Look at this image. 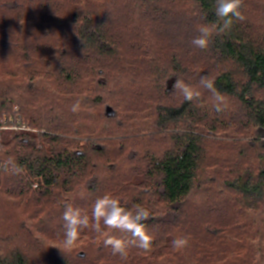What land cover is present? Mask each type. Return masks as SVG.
Returning <instances> with one entry per match:
<instances>
[{
	"label": "trees",
	"instance_id": "trees-1",
	"mask_svg": "<svg viewBox=\"0 0 264 264\" xmlns=\"http://www.w3.org/2000/svg\"><path fill=\"white\" fill-rule=\"evenodd\" d=\"M124 1L81 0L73 5L69 19L44 20L43 25L34 21L33 40L49 42L45 57H31L22 65L16 63L0 78V125L11 128L20 120V124L30 128L10 141V129L0 130V163L11 161L22 169L18 174L0 169V264H170L162 260L163 248L168 245L162 246L160 234L169 231L175 235L180 226L193 223L186 216V204L201 196L207 185L218 186L226 193L232 191L245 230L253 223L259 226L264 222V32H250L244 20L234 22L230 31L211 39L207 49L218 54L223 63L232 65L212 76L215 87L243 106L246 121L240 122L239 132L242 137L252 134V138L235 143L238 155L225 157V149V153H218L214 165L203 168L207 143L228 144L210 140L224 133L230 140L232 134L231 128L223 129L225 123L220 125L218 117L211 120V112L197 109L195 101L186 102L179 97L170 100L172 103L165 102L174 94L175 79L187 81L205 73L200 63L190 66L184 49L175 48L169 55L166 70L170 67L173 73L161 102L146 101L128 112L110 104L120 90L115 85H121L126 74H130L131 82L146 71L153 79L159 71L154 64L157 57L163 53L167 56L166 51L148 55L152 50L148 42L149 49H141L147 53L139 58L146 66L136 67L129 61H134L131 56L115 47V31L107 20L121 9L118 5ZM40 2L44 9L53 6L51 0L33 1ZM132 2L139 8L148 7L145 12L151 33L153 27L158 34L164 33L168 20L180 16L178 9H185L187 2L195 5L203 23L217 19L215 0ZM23 3H13L15 7L12 2L2 5L9 12L21 14ZM23 17L15 20L22 31L31 24L25 13ZM12 45H5L6 49ZM6 49L0 43V51ZM97 57L116 62L109 68H113L115 84L106 92L101 74L110 70L91 65ZM94 71L96 78L91 74ZM62 74L66 82L75 85L69 95L54 86ZM70 98L79 100L83 109L77 113L64 109L63 100ZM225 113L215 112L223 117ZM215 173L222 178L216 177L215 181L210 176ZM137 174L141 180L134 178ZM106 193L118 198L126 208L140 204L149 210L150 217L144 221L149 232L160 229L154 234L151 249L132 248L127 258L121 259L103 245L105 236L100 235L62 252L56 223L62 220L65 205L70 203L91 215L94 201ZM217 200L213 199L211 205ZM199 225L208 238L226 235L213 221L203 218ZM191 230L188 236L192 241L204 236ZM252 233L256 243L244 251L251 258L248 264H259L264 262V230L260 225ZM171 242L169 247L173 248ZM204 244L205 241L202 246L195 244L193 258L204 254L194 260L195 264H201L204 256L209 260L216 258L204 251L208 249Z\"/></svg>",
	"mask_w": 264,
	"mask_h": 264
},
{
	"label": "rangeland",
	"instance_id": "rangeland-1",
	"mask_svg": "<svg viewBox=\"0 0 264 264\" xmlns=\"http://www.w3.org/2000/svg\"><path fill=\"white\" fill-rule=\"evenodd\" d=\"M35 3L37 0H33ZM33 1L28 0H0V42L2 47L6 49L7 44H13L11 49H6L0 51V78L4 77L8 72L7 69L14 64H26L32 59L35 58H42L45 57V47L49 44L46 40H37L34 41V35H36L32 28L34 21L39 25H43V22L51 21L59 18L69 19L71 17L73 11V5L80 3L81 0H51V5L53 6L49 9H44L45 6L43 3L34 4ZM3 2H12L20 4L24 2V10L23 12L27 16L29 23L31 22L29 27L23 29V31L15 24V20H23L24 13L18 14V12L7 11L3 8ZM244 8L243 14L245 15V23L249 24L250 32L253 29L256 32H264V0H244ZM15 7L16 5L13 4ZM36 5V6H35ZM120 10L113 16L107 20L110 23V29L115 31L116 37V44L115 47L119 49V52L125 53L124 55L131 56L134 61L129 60L130 62H134L136 67L138 66H146L143 61H140L141 54L145 55V51L141 50L145 47V49H149L148 42L152 44V50L148 53V55L153 56V53L166 51L167 56L165 57V53L161 54L157 57V60L154 64L159 69L158 74L153 76V79L149 78L148 75H140L136 76V80L134 82L129 81L130 74H126L125 78L122 79L121 85L116 84L115 86L120 87L119 91L116 92V98L111 101V105L117 108L119 111H127L128 109H133L135 106H139L140 103L146 101H153V102H161L163 96V91L167 88V81L171 74L173 73V69L169 67V70H166L168 67V60L171 56L170 54L173 50L177 49H184L188 52V59L190 66L194 68L196 64H202L204 66V72L198 76L196 74L194 77L188 79L187 83H190L194 86L198 85L199 79L202 75H211L214 76L218 74L221 70H226L227 67H231L232 65L229 64L227 61L224 63L221 59H219L218 54H213V52L209 49H198L194 47L191 43L192 39L198 35L197 26L202 24L201 15L198 12L195 5H192L190 2L185 4V9L182 8L178 9L180 16L171 18L168 20L166 24V28L164 33L158 34L156 29L153 27L152 33L150 32V22L148 20V16L146 15L148 7L146 5H142V8H139L138 5L132 2V0H125L123 3H119L118 5ZM42 9V10H41ZM26 11V12H25ZM183 14V16H182ZM41 15V18H40ZM17 16L19 18H17ZM258 30V31H257ZM249 31V30H248ZM157 34H156V33ZM163 35V36H161ZM160 39V43L156 42ZM40 42L43 44L41 45ZM45 47V48H44ZM58 50H62L59 48ZM155 51V52H154ZM178 53V51H176ZM160 54V53H159ZM170 55V56H169ZM32 57V59H30ZM131 58V59H132ZM110 59H103V57L95 58L91 65H95L98 69L110 70L109 73L104 72L101 77L106 84V88L104 92L109 91L113 84H115V80L113 83L112 78V69ZM195 62V63H194ZM88 64V63H87ZM193 64V65H192ZM88 70V69H87ZM166 70V71H164ZM86 72V71H84ZM91 72V71H90ZM97 71H94L92 77L96 78L95 75ZM84 74V73H83ZM100 74V73H99ZM169 75V76H168ZM142 76L148 77L147 79H143ZM165 76H168L165 78ZM83 78V76L81 75ZM140 77V78H139ZM112 78V79H110ZM142 82L140 83L139 81ZM57 90H59L62 94L68 95L73 91L75 85L71 84L70 82H66L65 77L63 74L56 78L55 85ZM129 89H128V88ZM99 89V88H98ZM174 94H171L167 97L166 101L170 103V100H177L179 97L182 96L176 91H173ZM202 95L199 100L195 101V105L197 109L204 108V112H211V120L212 118H217L218 121H221V124L225 125L221 128L228 129L231 128L228 132L232 134V138L229 140V137L222 133V136L217 139H211L210 141H224L227 142L223 143L222 145L207 143L206 145V155L204 156V166L203 168H208L214 165V159L218 157V153H225V149L227 152L225 153V157H234L238 155V147L235 143L249 142L252 138L251 135H246L242 137L241 132H239V128L241 126L242 121H246L245 118V110L243 106L237 103V101L233 98H226L227 99V108L225 110V116L222 115L217 116L215 114V110L213 108V99L209 92L206 90L201 89ZM103 94V92H101ZM108 95L105 94V97ZM170 101V102H169ZM63 102L65 103L63 108L70 109L71 106L76 102L73 98L70 100L64 99ZM172 103V102H171ZM80 106V110H81ZM83 109V108H82ZM97 112V110H95ZM54 119V118H53ZM235 123V127H234ZM218 124V123H217ZM240 125V126H239ZM233 127V128H232ZM9 129V127H8ZM22 135V134H21ZM20 137V135H16L15 131H8V139L13 140L14 138ZM262 139L261 141H263ZM264 142V141H263ZM225 147V148H224ZM205 148V147H204ZM240 151V150H239ZM215 178H222L221 175H210ZM136 180H141L142 177L138 174L134 177ZM215 185V184H214ZM36 187V185L34 186ZM204 192L201 196L196 197L194 200H189L186 204V216L189 218L190 222L189 225L180 226L177 229V233L172 235V233L162 232V246L167 243L168 247L163 248L165 255H169V258L164 257L162 258L163 262L173 263V264H195V262L204 254L197 258H193L195 254V247L202 246V243L205 241L203 247H207L204 251L211 253L212 255L216 256V258H211L210 260L204 256L201 259V264H237L236 260H239L240 263L248 264L251 260L248 253L244 251V248L253 247L256 242H254L255 237H253V231L259 229L261 225V230H264V222H260L259 226L257 224H252L249 226L247 230L244 229V218H242V213L237 206H235V196L230 193H226L220 190L218 186H211L207 185ZM218 199L213 205H211V201ZM90 216V214H89ZM210 220L213 221L216 226L219 225L226 231V235L223 238H219L220 236H215L214 239L208 238L203 234L202 225H199V221L203 220ZM199 219V221H197ZM197 221V222H196ZM58 231H57V239L61 243L63 238V220L57 222ZM196 229L198 234L204 235L200 236L198 240L192 241L189 238V232H192L191 229ZM159 228L154 229L151 233L154 235L155 233L159 232ZM188 230H190L188 232ZM98 234L91 231L90 229H85L81 236L73 248L76 246L83 245L86 242H89L90 239L97 238ZM179 236H187L189 238V245L182 250H175L171 247L170 241L175 239V237ZM198 241V244H197ZM197 246H196V245ZM164 247V246H163ZM253 253V252H250ZM174 260L173 262H170ZM194 260H196L194 262ZM215 263H214V262ZM217 261V262H216ZM264 264V262L259 263Z\"/></svg>",
	"mask_w": 264,
	"mask_h": 264
},
{
	"label": "clouds",
	"instance_id": "clouds-1",
	"mask_svg": "<svg viewBox=\"0 0 264 264\" xmlns=\"http://www.w3.org/2000/svg\"><path fill=\"white\" fill-rule=\"evenodd\" d=\"M243 8L244 0H215L217 19L212 23H202L197 26L198 35L192 39V45L198 49H207L214 36L230 31L234 22H243L246 19ZM172 88L186 102L199 100L202 95L201 89L206 90L212 96L215 112L222 113L227 108V99L216 89L214 78L210 74L202 75L196 86L177 78ZM79 110L80 101L77 100L71 106L70 111L77 113ZM0 169L5 172L11 170L15 174L22 171L11 161L0 163ZM149 217L150 212L146 207L136 204L131 208H126L121 205L118 198L108 193L94 201L90 216L81 208L70 203L66 204L61 217L63 238L62 248L59 249L62 252L71 250L78 242L81 233L85 229H90L98 235H104L103 245L110 247L113 255H119L121 259H126L132 248L149 251L154 241V235L149 232L144 223ZM105 230L108 231L105 232ZM114 233L123 235L117 236ZM188 245L187 236H179L171 242L175 250L185 249Z\"/></svg>",
	"mask_w": 264,
	"mask_h": 264
},
{
	"label": "built area",
	"instance_id": "built-area-1",
	"mask_svg": "<svg viewBox=\"0 0 264 264\" xmlns=\"http://www.w3.org/2000/svg\"><path fill=\"white\" fill-rule=\"evenodd\" d=\"M1 129H8V127H4V125H0ZM11 131H15L16 135H21L24 132L28 131L30 128H28L25 125L20 124V120H18L17 124H14L13 127L9 128Z\"/></svg>",
	"mask_w": 264,
	"mask_h": 264
}]
</instances>
